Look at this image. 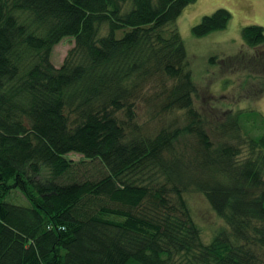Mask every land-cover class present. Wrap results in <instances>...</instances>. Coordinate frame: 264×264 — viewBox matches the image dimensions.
<instances>
[{
  "label": "trees",
  "instance_id": "trees-1",
  "mask_svg": "<svg viewBox=\"0 0 264 264\" xmlns=\"http://www.w3.org/2000/svg\"><path fill=\"white\" fill-rule=\"evenodd\" d=\"M195 1L0 0V264H264V133L241 135L239 113L208 132L194 109L174 22ZM230 18L218 9L192 35ZM241 36L264 46L260 26ZM64 38L74 46L56 68ZM141 103L156 129L140 123ZM176 112L182 124L161 121ZM213 133L224 141L213 145ZM85 164L104 173L75 178ZM13 191L27 207L5 201ZM188 191L263 254L224 233L204 244Z\"/></svg>",
  "mask_w": 264,
  "mask_h": 264
},
{
  "label": "rangeland",
  "instance_id": "rangeland-1",
  "mask_svg": "<svg viewBox=\"0 0 264 264\" xmlns=\"http://www.w3.org/2000/svg\"><path fill=\"white\" fill-rule=\"evenodd\" d=\"M218 9L226 10L231 16L226 28L200 38L193 36L192 28L204 16L211 15ZM250 25L264 29V0H196L185 7L174 22L186 50L188 68L197 86L193 107L207 121L208 132H212L217 123L225 121L227 114L239 113L241 135L257 138L264 133V126L259 122L264 119V46L253 49L244 45L241 30ZM73 46L72 38H64L56 45L50 58L53 66L59 68ZM152 112L145 103L137 107L140 123L150 130L156 129L160 122L158 118L151 120L150 115L154 116ZM181 113L183 112L164 116L161 121L166 125L182 124ZM210 139L213 145L224 141L217 133L210 135ZM236 143L237 141L232 142ZM240 150L243 154L246 153L245 146H241ZM67 158L74 163L81 160L77 154H69ZM101 173H104V170L100 165L85 164L79 166L73 176L79 180L93 179L100 177ZM46 176L47 170H43L33 181L43 180ZM5 201L18 206H28L27 201L16 191ZM183 202L199 227L204 244L224 233L234 246L257 251V257L263 254L250 241H235L231 236L230 227L213 211L202 193L185 192ZM261 259L264 262V256Z\"/></svg>",
  "mask_w": 264,
  "mask_h": 264
}]
</instances>
